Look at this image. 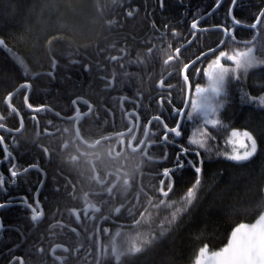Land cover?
<instances>
[{
  "label": "flooded vegetation",
  "instance_id": "1",
  "mask_svg": "<svg viewBox=\"0 0 264 264\" xmlns=\"http://www.w3.org/2000/svg\"><path fill=\"white\" fill-rule=\"evenodd\" d=\"M220 1L116 4L101 18L106 31L99 37L108 41L95 52L74 46L73 60L68 56L71 95L58 89L70 71L57 64L32 77L46 85L39 106L31 102V84L18 93L25 92L20 110L12 104L18 94L12 99L9 125H0V186L8 195L0 213L19 209L47 234L32 252L38 264H101L109 236L133 228L132 216L155 207L156 180L155 194L171 193L177 169L189 165L191 152L181 143L186 132H210L201 91L212 101L217 88L208 72L223 55L224 65L234 66L225 47L236 44L237 5L230 16L236 0H224L211 14ZM225 6L228 19L219 23ZM80 78L81 86L88 82L85 90L75 89ZM196 121L203 128L191 129ZM3 228L0 217V235ZM27 246L26 255L33 250ZM0 264L28 260L16 249L3 250Z\"/></svg>",
  "mask_w": 264,
  "mask_h": 264
},
{
  "label": "trees",
  "instance_id": "2",
  "mask_svg": "<svg viewBox=\"0 0 264 264\" xmlns=\"http://www.w3.org/2000/svg\"><path fill=\"white\" fill-rule=\"evenodd\" d=\"M123 1L127 0H0V125H9L4 122L10 113L5 102L20 86L31 84V102L40 105L45 81L32 77L51 67L53 59L70 71V77L62 73L61 95L74 92V68L70 69L68 56L73 53V60L74 46L88 52L100 49L108 41L99 37L106 31L101 18L110 16ZM263 9L264 0H239L234 16L238 24L252 26ZM229 11V6L220 9L219 23L228 19ZM256 34L251 46L228 42L225 49L233 57L241 56L247 47L253 49V65L237 64L223 72L217 91L211 94L213 104L207 117L211 124L206 126L210 132H186L181 143L191 152L189 165L177 169L173 190L165 197L155 194L161 182L156 180L155 207L132 216L133 228L109 236L101 264H195L202 249L218 252L229 244L235 230L257 228L264 221V17L256 31L236 28L237 42H250ZM81 85L82 78L76 80L75 89L85 90L88 82ZM204 86L212 91L209 82ZM24 96L21 92L13 99L18 110L19 97ZM196 124L191 129L203 128ZM233 131L254 137L257 151L250 160L234 162L224 156ZM6 197L0 186V204ZM51 200L56 204L59 199L51 196ZM0 217L4 227L0 253L16 249L28 264H38L32 252L37 254L47 234L19 209L3 210ZM26 244L33 249L27 248V255ZM259 260L251 244L236 249V264Z\"/></svg>",
  "mask_w": 264,
  "mask_h": 264
},
{
  "label": "rangeland",
  "instance_id": "3",
  "mask_svg": "<svg viewBox=\"0 0 264 264\" xmlns=\"http://www.w3.org/2000/svg\"><path fill=\"white\" fill-rule=\"evenodd\" d=\"M238 57L241 59L240 61H236V58ZM224 59V55L219 56L208 72V79L211 82H214L213 87L217 86V80L223 75V72L231 69L224 65ZM231 60L234 62V67H236L237 64L251 67L254 61L253 49L247 47L243 50L241 56L232 57ZM203 93L204 90L201 91V94L204 97L203 105L209 110L212 108L213 100L209 101V98L207 96L206 98ZM256 151L257 143L249 132L233 131L225 145L224 156L234 162H245L250 160L255 155ZM253 227H255V225L250 227L246 226V228L241 227L238 230H235L229 244L218 252L210 253L207 249H202L195 264H236V249L238 246H250V244L252 245V251L258 256V260L261 259L257 264H263L264 221L260 223L259 227Z\"/></svg>",
  "mask_w": 264,
  "mask_h": 264
},
{
  "label": "water",
  "instance_id": "4",
  "mask_svg": "<svg viewBox=\"0 0 264 264\" xmlns=\"http://www.w3.org/2000/svg\"><path fill=\"white\" fill-rule=\"evenodd\" d=\"M223 2H224V0H221V1L219 2V4L216 6V8L211 12V14L215 13V12H216V11L222 6ZM237 2H238V0H236V2H235L236 4H234L233 8L231 9L230 16H231L232 20H233V11H234L235 5H237ZM263 17H264V9H263V11L261 12V14L259 15V17H258V19H257V21H256V23H255L254 25H252V26L241 25V24H238L237 21H236L235 25H236V27H242V28H245V29H249V30H254V31H256V30L258 29L259 25L261 24V21H262V18H263ZM257 38H258V34H256L255 39L252 40V41H250V42H237V41H236V43H239V44H241V45H243V46H250V45H253V44H254V42H255V40H256ZM225 41H226V38L223 40L222 44H221V45L219 46V48H217V49H220V48L224 45ZM198 61H199V60L195 61L192 65L197 64ZM192 65H191V66H192ZM26 88L30 89L29 85H22V86H20L17 90H15L11 95L8 96V98L6 99L5 104H6L7 106H9V107H12V105H11V101H12V99H13V98H14V97H15L20 91H22L23 89H26ZM27 97H28V96H27ZM189 99H190V97L188 96L187 105H188Z\"/></svg>",
  "mask_w": 264,
  "mask_h": 264
},
{
  "label": "bare ground",
  "instance_id": "5",
  "mask_svg": "<svg viewBox=\"0 0 264 264\" xmlns=\"http://www.w3.org/2000/svg\"><path fill=\"white\" fill-rule=\"evenodd\" d=\"M53 59V58H52ZM58 64V62L55 60V59H53V65L52 66H54V68H55V66ZM37 74H39V73H37Z\"/></svg>",
  "mask_w": 264,
  "mask_h": 264
}]
</instances>
